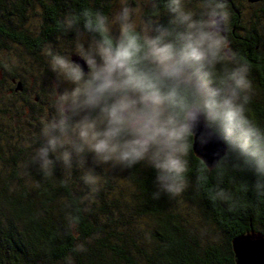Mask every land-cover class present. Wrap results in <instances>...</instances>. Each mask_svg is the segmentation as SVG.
I'll use <instances>...</instances> for the list:
<instances>
[{
	"label": "clouds",
	"instance_id": "9594fccd",
	"mask_svg": "<svg viewBox=\"0 0 264 264\" xmlns=\"http://www.w3.org/2000/svg\"><path fill=\"white\" fill-rule=\"evenodd\" d=\"M158 3L166 22L142 14L132 0H118L110 15L84 14L88 35L75 36L71 53L42 51L57 82L29 166L42 178L57 167L65 180L77 175L86 199L102 182L97 169L144 164L154 172L153 198H173L187 186L191 139L202 125L235 166L252 173V189L264 195V126L248 115L250 66L223 35L226 0ZM79 23L66 15L61 30L74 31ZM65 219L69 231L79 223L71 213ZM72 251L82 252L84 245ZM62 264H74L73 256Z\"/></svg>",
	"mask_w": 264,
	"mask_h": 264
},
{
	"label": "trees",
	"instance_id": "16d2710c",
	"mask_svg": "<svg viewBox=\"0 0 264 264\" xmlns=\"http://www.w3.org/2000/svg\"><path fill=\"white\" fill-rule=\"evenodd\" d=\"M150 2L147 15L166 22L158 0ZM243 4L258 7L249 12L226 0L225 38L250 66L248 115L264 126V0ZM117 6L118 0H0V53L19 47L40 58L48 47L77 34L87 36L85 13L110 15ZM69 14L80 23L64 32L61 21ZM4 76L0 83L19 78ZM38 98L30 102L32 121L41 115L36 106L43 99ZM14 116L10 106L0 105V129L10 125L11 132V139L0 143L6 146L0 147V264H62L69 254L74 264H236L232 240L252 229L264 234V195L252 189V173L226 156L209 169L194 154L193 138L187 157L189 186L181 193L185 205L179 206L180 196L153 198L154 172L144 164L130 170L97 169L102 182L85 199L77 175L65 180L57 167L55 175L42 178L29 166L35 121L28 122L30 131L16 124L11 128ZM5 133L1 131L2 138ZM185 208L193 211L192 219ZM68 213L79 216L71 231ZM78 243L84 251L73 252Z\"/></svg>",
	"mask_w": 264,
	"mask_h": 264
},
{
	"label": "rangeland",
	"instance_id": "374dc122",
	"mask_svg": "<svg viewBox=\"0 0 264 264\" xmlns=\"http://www.w3.org/2000/svg\"><path fill=\"white\" fill-rule=\"evenodd\" d=\"M236 3H238L241 7L252 12L255 9H257L258 5L249 6L248 0H235ZM247 1V2H246ZM253 2V1H251ZM257 2V1H254ZM192 4L196 3V0H191ZM247 4L245 5L243 4ZM244 5V6H243ZM132 6L133 7H139L141 10L142 14L147 15V10L150 9L153 4L150 2V0H133L132 1ZM148 16V15H147ZM155 19L158 20V15L157 17L154 16ZM248 20L246 17L243 18V21L246 22ZM73 41V40H72ZM72 41H61L57 43L56 45H53L54 48L56 49H61V50H66L69 53H71V44ZM229 46V43H227ZM11 45V44H10ZM12 48V47H11ZM15 71V72H13ZM6 73H9V77L15 74L16 77H19L17 80H9L8 82H1L0 83V105L2 104H7L10 106L12 111L15 113L14 120L11 123V128L12 126L16 124V128L23 127V129H29L28 122H34L33 126V132L31 131L32 134L31 136H35L37 133V127L38 124H40V120L49 110V93L51 90V87L54 83L57 82L56 75L48 68L46 59L44 55H42L40 58H37L35 56L26 54L23 50H20L19 47H17L14 51H5L0 53V79L5 78L7 76ZM4 76V77H3ZM15 77V78H16ZM13 81L14 84H12ZM22 82V90H16L15 94L13 89L17 87L18 83ZM24 86V89H23ZM62 88L65 87L66 85L61 84L60 85ZM26 89V90H25ZM25 90V91H24ZM38 96H40L43 99V103H39V106H36V109L40 110L41 109V115H39L36 120L32 121L30 119V115L32 114L31 110V105L30 102L33 101V99H36V101H39ZM42 108H39V107ZM11 114L12 112L9 111ZM13 115V114H12ZM6 131V133L3 135V138L0 135V143L3 142L5 143V139L10 140V125L3 126L1 131ZM30 131V129H29ZM3 139V140H2ZM33 142V139H30L29 143ZM1 148H4L6 146H3L0 144ZM188 182V181H187ZM190 184V183H188ZM191 185V184H190ZM189 186V185H188ZM186 186V188H188ZM179 206L185 205V203L182 205V195H179ZM178 198V196H176ZM194 206V204H193ZM185 212H189L188 216L192 219L193 211L192 210H187L185 208ZM196 218H194L191 221H195ZM148 228V227H147ZM212 228V226H211Z\"/></svg>",
	"mask_w": 264,
	"mask_h": 264
},
{
	"label": "water",
	"instance_id": "95a60500",
	"mask_svg": "<svg viewBox=\"0 0 264 264\" xmlns=\"http://www.w3.org/2000/svg\"><path fill=\"white\" fill-rule=\"evenodd\" d=\"M258 1V0H250ZM227 30L223 33L226 37ZM74 60L78 57L73 56ZM16 90H22L18 83ZM192 150L205 165L214 168L221 157H224V145L217 139L206 134L202 125L197 126L192 136ZM236 264H264V234L252 229L232 240Z\"/></svg>",
	"mask_w": 264,
	"mask_h": 264
}]
</instances>
